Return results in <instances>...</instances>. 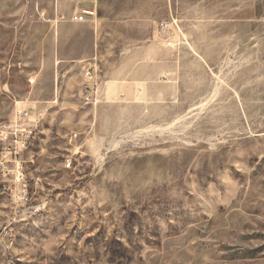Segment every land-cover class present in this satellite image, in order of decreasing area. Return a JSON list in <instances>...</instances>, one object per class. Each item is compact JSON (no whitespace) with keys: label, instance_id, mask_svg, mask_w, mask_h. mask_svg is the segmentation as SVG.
I'll return each instance as SVG.
<instances>
[{"label":"rangeland","instance_id":"rangeland-1","mask_svg":"<svg viewBox=\"0 0 264 264\" xmlns=\"http://www.w3.org/2000/svg\"><path fill=\"white\" fill-rule=\"evenodd\" d=\"M169 1L155 39L0 0V264H264V0Z\"/></svg>","mask_w":264,"mask_h":264},{"label":"crops","instance_id":"crops-1","mask_svg":"<svg viewBox=\"0 0 264 264\" xmlns=\"http://www.w3.org/2000/svg\"><path fill=\"white\" fill-rule=\"evenodd\" d=\"M94 1L95 4L90 5L88 8L91 15L87 18L93 20L96 26L104 27V31L108 32L106 34L109 36H122L125 31L126 34H130L132 29L139 27V32L137 31V33L143 38V34H145L144 27H156L154 30L150 31L149 35L157 39L160 37L157 29L158 25L160 23H168L171 19H177L175 18L174 7L169 0H147L146 3L139 5H135L130 0ZM133 39L135 38L130 37V35L126 37V41H131ZM137 62V59L134 60V63ZM122 69H124V66L121 67V73H124ZM169 74L170 71H168V75ZM133 79L135 80V78ZM118 86L120 90L122 86Z\"/></svg>","mask_w":264,"mask_h":264},{"label":"built area","instance_id":"built-area-1","mask_svg":"<svg viewBox=\"0 0 264 264\" xmlns=\"http://www.w3.org/2000/svg\"><path fill=\"white\" fill-rule=\"evenodd\" d=\"M91 12L88 11H82L79 14H74L72 16V21L74 22H83L84 18L86 16H90ZM175 32H179V25H178V21L171 19L168 23H160L158 25V33L161 37H163L164 39L166 37H169L170 35H172ZM95 71L92 70L91 68L86 69L83 72V79L85 81V84L83 85L82 89H81V94L82 97L84 98V101L86 104L90 103L92 95L95 94V92L93 91L94 85H95ZM27 118H29V112L27 110H15L14 111V120L12 125H8V126H2L0 127V142H2L3 144H5L6 140H7V136H12L14 138H17V133L22 134L21 136H23L26 140H28L31 135H32V131H27L26 129H23L21 127L24 126V120H26ZM21 128V129H20ZM20 129V130H19ZM15 142V141H14ZM2 144V145H3ZM26 145V141L22 142L21 146L22 148H24ZM9 146L2 147V152L0 153V167H3V164L6 162V158L8 157L9 153ZM64 168L69 170L71 169V161L70 160H66L64 163ZM21 166L20 165H16V177L15 180L16 181H22L23 179V175L22 173H20Z\"/></svg>","mask_w":264,"mask_h":264}]
</instances>
